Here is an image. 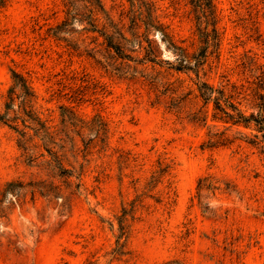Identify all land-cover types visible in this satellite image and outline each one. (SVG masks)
<instances>
[{"label":"rangeland","instance_id":"rangeland-1","mask_svg":"<svg viewBox=\"0 0 264 264\" xmlns=\"http://www.w3.org/2000/svg\"><path fill=\"white\" fill-rule=\"evenodd\" d=\"M103 1L123 55L81 24L58 31L62 0L0 10V264H264V0H215L222 42L198 74L185 0H149L174 48L133 29L128 0ZM178 48L194 70H177ZM12 70L79 154L60 164L35 142L22 148Z\"/></svg>","mask_w":264,"mask_h":264},{"label":"trees","instance_id":"trees-1","mask_svg":"<svg viewBox=\"0 0 264 264\" xmlns=\"http://www.w3.org/2000/svg\"><path fill=\"white\" fill-rule=\"evenodd\" d=\"M13 0H0V10H4L12 3ZM134 9V14L132 18L133 29L142 30L150 36L155 32L163 33L164 39L170 42V45L174 48L175 45L172 41L171 35L168 32L169 26L164 24L159 16L154 17V12L157 11L156 4L149 0H128ZM186 5L191 6L189 14L193 15V21L196 22V32L198 36V42L202 46V55H200V60L196 62L195 68L198 71L202 66H204L211 56L210 50L218 51L222 42V32L220 29L221 19L219 18L218 7L215 0H185ZM65 11V19L62 21L61 25L57 26V30L64 32H70L68 29L73 28L76 24H81L82 30L85 32H90L98 34L99 38L104 40L103 45L108 53L114 52L115 54L123 55L124 51L122 49V44L120 38L116 36L118 26L121 23L115 22L112 14L106 9L103 0H62ZM148 13V14H147ZM147 14V16H145ZM122 27V26H121ZM124 27V26H123ZM57 32V31H56ZM138 38V36H137ZM149 38V37H148ZM146 38V39H148ZM142 41L143 38H139ZM197 41V40H196ZM141 46V45H140ZM179 49V71L194 70L192 66V55L186 49ZM186 63V65H184ZM184 65V66H183ZM264 64L256 66V70L260 71L258 73V85L256 88V99L264 100ZM12 79L15 84L12 87L11 92L13 96H16V89L19 88L21 95L23 96V101L19 104V111L17 117H15L11 122L15 123V130L21 134V143L24 150H28V145L35 142V148L41 147L46 150L49 157L62 164L64 158H67L70 153L79 154L82 149L77 147L74 140L72 141H62L58 139V131H52V127L48 125L47 120H44L43 114L37 111L33 105L30 104V99L38 100V94L33 88L29 80L22 74L12 70ZM200 86L205 89L208 97H211V92H214V88L202 81L199 82ZM12 94V93H11ZM13 105H16V97L11 98ZM258 104L259 109H264V101ZM26 109H32L28 111L29 115L26 114ZM71 116L68 117V122L73 125L72 122L77 120V114L75 111H70ZM230 117L234 118L233 115L229 114ZM243 123L249 122V118L240 113ZM254 114L251 115L252 120H254ZM260 121L262 126H264V116L261 114ZM247 125V124H246ZM19 126V127H18ZM102 124V129L103 128ZM100 130H96L99 132ZM78 136H81V132H76ZM39 142L42 144L40 145ZM89 141L85 143L86 152L91 149V143ZM91 143V144H90ZM21 148V149H22Z\"/></svg>","mask_w":264,"mask_h":264}]
</instances>
